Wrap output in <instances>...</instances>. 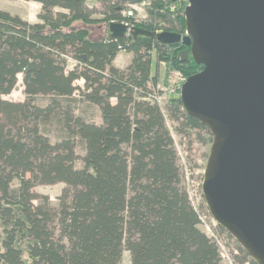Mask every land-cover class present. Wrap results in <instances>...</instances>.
Returning a JSON list of instances; mask_svg holds the SVG:
<instances>
[{
  "label": "trees",
  "instance_id": "obj_1",
  "mask_svg": "<svg viewBox=\"0 0 264 264\" xmlns=\"http://www.w3.org/2000/svg\"><path fill=\"white\" fill-rule=\"evenodd\" d=\"M22 1L41 5L40 22L0 10V264H122L125 251L132 264H224L217 243L199 228L175 140L155 101L162 91L154 54L156 67L165 63L189 78L203 69L190 48L145 37L108 39V24L125 21L123 0H94L98 12L89 0ZM149 2L147 20L129 19L131 25L185 34L184 0ZM95 26L105 29L99 39L92 38ZM122 52L132 59L121 69L114 62ZM20 75L25 101L4 99ZM76 93L99 110L100 124L75 114ZM40 95L49 97L46 107L36 104ZM166 108L177 134L190 138L195 131L201 144L212 140L180 97ZM57 112L65 136L53 143L42 124ZM60 183L66 187L57 207L34 191ZM238 251L239 264H256Z\"/></svg>",
  "mask_w": 264,
  "mask_h": 264
},
{
  "label": "water",
  "instance_id": "obj_2",
  "mask_svg": "<svg viewBox=\"0 0 264 264\" xmlns=\"http://www.w3.org/2000/svg\"><path fill=\"white\" fill-rule=\"evenodd\" d=\"M185 1L186 34L110 22L107 37L190 48L203 69L187 79L180 100L212 137L204 200L218 226L264 264V0Z\"/></svg>",
  "mask_w": 264,
  "mask_h": 264
},
{
  "label": "rangeland",
  "instance_id": "obj_3",
  "mask_svg": "<svg viewBox=\"0 0 264 264\" xmlns=\"http://www.w3.org/2000/svg\"><path fill=\"white\" fill-rule=\"evenodd\" d=\"M149 6V0L140 2L134 11V16L137 19H142L144 16L148 17L147 10ZM88 7L94 9L97 12L102 10L99 3L94 0L88 1ZM127 9L130 8L126 5ZM0 10L11 13L12 15H18L24 20H28L31 23H38L39 15L41 14V6L35 2H27L22 0H0ZM54 13L62 12L60 8H55ZM95 18H102L101 14H96ZM78 26V25H77ZM79 26H81L79 24ZM100 26V25H99ZM95 26L91 29V34L93 39H99L103 32L104 27ZM102 26V25H101ZM157 58L154 54L153 62V74L157 75L158 82L161 86L167 87L170 84V77L174 72H181L180 70H170L168 71V66L165 63H158L156 67ZM130 63V57L128 53L123 52L119 55L115 61V65L119 68H125ZM74 67V62L69 63V69ZM79 86H83L82 81L76 83ZM76 102L73 104L75 109V114L77 116H82L89 122H94L97 124L101 123V117L99 110L94 107L83 103L79 97V93L75 95ZM4 99L15 102H23L26 99L24 93L23 79L22 75L18 77V83L14 91L5 96ZM168 102V101H167ZM167 102L163 101L161 104V109L166 115L167 125L172 132L173 138L175 140V146L178 153V164L182 173V185L184 189L188 192L189 197L192 201L193 206L198 211L201 217L200 230L207 234L209 238L214 240L220 248L222 255V260L224 264H239L236 256L239 255L238 247L239 244L236 240L231 237L227 232L221 233L218 229L217 222L211 216L206 202L202 193V184L204 178V172L208 162L212 140L206 144H201L196 139L195 131L192 132L193 136L188 138L179 135L175 132L176 123L172 122L168 117L167 112ZM49 103V97L37 96L36 104L40 107H46ZM42 131L51 139L53 143L58 142L65 136V131L63 128L62 118L57 113H55L48 122L42 124ZM203 134L206 135L205 132ZM209 138L208 135H206ZM77 154L79 158H82L85 154L84 145L78 142ZM83 164L81 161L77 162V168H82ZM19 186L18 181L13 183V188L17 189ZM66 187L65 184L56 185H38L35 187L34 191L40 195L48 196L54 207L58 206V198L61 196L62 190ZM37 204V202H36ZM122 264H132L131 257L128 252L123 253Z\"/></svg>",
  "mask_w": 264,
  "mask_h": 264
},
{
  "label": "built area",
  "instance_id": "obj_4",
  "mask_svg": "<svg viewBox=\"0 0 264 264\" xmlns=\"http://www.w3.org/2000/svg\"><path fill=\"white\" fill-rule=\"evenodd\" d=\"M139 4L140 3L128 4L130 8H128V9L126 8V10L123 12V16L125 18V21L122 23H125L126 25H128L129 28L135 27L134 25H131L128 22L129 19L135 20V23H140V22L146 21L148 18L147 16H144L142 19L139 20L134 16V11H136V7ZM149 5H150V2H149ZM172 9H174V7H172ZM158 32H162V31H158ZM185 34H186V32H185ZM187 79L188 78L183 73L177 71V72H174L172 74V76L170 77L169 86H167L165 88L163 86H159V84H158V89L162 91V94L155 96V101L157 102V104L161 107V104L163 103V101L166 100V102H167V101H169V99L171 97H180L182 88H183L184 84L186 83Z\"/></svg>",
  "mask_w": 264,
  "mask_h": 264
},
{
  "label": "crops",
  "instance_id": "obj_5",
  "mask_svg": "<svg viewBox=\"0 0 264 264\" xmlns=\"http://www.w3.org/2000/svg\"><path fill=\"white\" fill-rule=\"evenodd\" d=\"M39 5H40V4H39ZM40 6H41V5H40ZM61 10H63V9H61ZM62 12H67V11L63 10ZM27 21H28V20H27ZM29 22H30V21H29ZM30 23H31V22H30ZM122 53H123V52H122ZM122 53H120V54H122ZM120 54H119V55H120ZM119 55H118V57H119ZM128 55H129V57H130V61H131V59H132V54H129V53H128ZM118 57H117V58H118ZM116 60H117V59H116ZM116 60H115V61H116ZM114 64H115V62H114ZM115 66H116V65H115ZM121 69H122V68H121ZM82 83H83V81H82ZM158 84H159V86H161L160 83H158ZM82 85H83V84H82ZM100 117H101V116H100Z\"/></svg>",
  "mask_w": 264,
  "mask_h": 264
}]
</instances>
